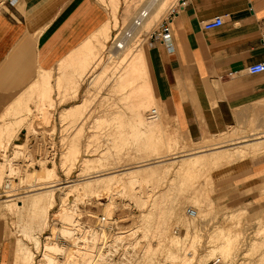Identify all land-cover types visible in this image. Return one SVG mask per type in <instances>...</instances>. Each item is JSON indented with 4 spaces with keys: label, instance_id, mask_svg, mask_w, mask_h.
<instances>
[{
    "label": "rangeland",
    "instance_id": "1",
    "mask_svg": "<svg viewBox=\"0 0 264 264\" xmlns=\"http://www.w3.org/2000/svg\"><path fill=\"white\" fill-rule=\"evenodd\" d=\"M98 1L105 6L110 15L108 22L111 24V35L109 38H105V42L103 40H94L93 46L94 50L98 51L96 52L97 54L92 53L87 55V64L84 66L85 68L83 67L82 70H79L81 71L79 74L77 73L78 70L73 71V73L78 74L74 78L79 79L81 82L80 88L74 85L71 87L64 86V79H60L63 81L62 84L58 82L56 84V80L54 79L60 75L57 69L54 72V76H52V91L49 96H44L39 93L35 86L27 85L23 86L19 94L13 98V103L8 100L4 101L7 98H0V125L3 124L2 126L5 127L3 143H1L0 147V238L10 237L17 242L20 238L24 240L26 254L30 249L33 250V252L29 251L27 255L25 254L24 264H38L40 261L45 262L42 256L45 245L47 242L55 241V235L59 234V231H62L60 227L63 224L59 221L61 217L59 211L62 207L63 196L66 195L68 183L83 180L87 175L102 174L114 170L121 172L127 168L142 164H158L164 166L161 173L155 175L153 178H146L144 182L138 181L134 183V188L128 185L126 188L124 186L125 191L122 187V189L115 192L116 200L114 206L116 208L114 210V216L121 217L122 222L125 224L122 227L128 228L133 226L131 224H134V220L140 213L141 208L146 210L154 209L156 211L155 213H158L157 210H161L163 215H165L164 217L168 215L169 224L173 220L171 227H173L172 232L175 231L173 232L175 235H183L182 237H184L189 229H191L189 230L191 235L187 239L184 237L186 241L183 240L185 243L183 245L185 246L181 245L182 249L179 247L180 255L177 252V258H169V260L172 259V262L168 260L165 263L158 256L155 257V260L143 261L141 254L139 256V252L135 264H152L153 262V264H208L210 259L218 255L222 256L226 264H242L243 262H247L248 264H264V207H262V204H256L254 198L239 196V194L245 196L252 194L254 196L256 187L239 184L236 181L237 176L235 174L241 162L256 154H248L245 157L236 158L232 162L222 165L224 169L236 161L228 169L224 170L223 175L219 173L222 171V167L220 163L219 166L218 162L216 164L215 162H211L212 165L209 167L199 166V168H193L188 172L181 171L178 165L179 158L181 160L184 156L183 154L195 152L198 148L194 147L200 144H207L204 146L207 150L221 145H230L232 147L231 145L236 144V142L239 144L241 141L245 142V139L254 140L257 136L263 134H258L259 131L255 127V124L249 123L247 127L234 126L222 133L205 134L202 138L186 137L185 134L178 131L179 129L177 130L172 120H168L169 123L166 126L165 124H159V118L157 116L150 118L152 116L150 110L153 107L158 108L160 115L163 114L161 117H165L163 107L161 106L162 103L159 100L151 101L142 109L141 115L145 118V121L153 124L152 127H147L146 124L141 123L139 116L133 109V105L144 96L140 86L146 83V81H150V85L152 84L149 74L150 55L147 45L154 38L149 39L145 37L144 39H137L135 37L132 39L133 42L130 43V46L133 45L132 48L125 51V54H122L123 56L125 55V59L121 57L119 60L115 56L118 53L111 51V43L113 36L123 27L130 24L132 18L138 12V8H141L148 0H129L137 8L133 10L131 17H124V9L128 0H120L117 17L114 16V12L112 11L114 10L113 0ZM173 1L175 0H166L163 7L160 6L161 11L156 12V17L150 15L151 18L149 16L148 19L150 21H147L148 23L144 25L143 29L149 30L154 24H157L167 6ZM8 2L10 0H0V10ZM152 2L155 1L152 0ZM157 4L159 6V3ZM154 5L153 8L156 7V3ZM153 8L152 11L154 10ZM142 50H145L144 52L148 60L147 69L149 72H147L146 66L144 68L145 70L141 67L142 74L135 81L133 80L134 83L131 80L130 84V81L125 79L128 77L125 72L130 68L135 57ZM132 57L134 60H132ZM35 71L38 75L39 68H36ZM120 80L126 83L128 81L130 85L123 81L120 83ZM25 87L30 88L29 90L32 88L35 91L31 93ZM20 93H26V97L29 94V97L32 98V100H30L31 98L27 100L31 109L24 108L26 102L17 103L18 101L16 100ZM65 97L68 99L66 100ZM80 102L85 106L82 107L81 112L79 111V113L69 115L66 119L64 118V121L63 117L60 116L61 111ZM9 126L12 128H9ZM227 134L229 136L224 137ZM236 136L240 137L239 143L238 138L237 140L231 138ZM21 143H25L22 145L23 147L18 146ZM65 150L68 154L65 158H68L67 161L64 160ZM99 156L103 158V161L99 159V166L97 165L98 167L92 168V172L84 174L81 171L84 157L99 158ZM177 157H179L178 160ZM43 164L45 166L56 167L57 176L43 184H41L42 180L27 178L30 172H32L31 174H36L42 171L44 169ZM206 168L207 170L209 168L208 171L210 174ZM209 177H212L211 182ZM8 182L11 183V187L6 186ZM54 183L58 187L54 193L55 205L49 210V224L47 223L43 229L39 227L33 228L30 237L29 234L23 233V226L31 224V213L27 207V196L23 197V200L25 199V205L18 208V211L17 208L12 210L8 206L11 201H14L8 199L25 195L29 192V189L45 185L49 186ZM120 190L124 192H119ZM80 193H69L70 202L68 201L69 203H67V206L70 205V208L77 214V222L79 223L76 225V228L84 222L82 216L89 220L94 218V215L105 213L109 217L107 211L112 202L108 194H101V192L100 194H96L95 192L89 191L84 194L82 193L83 195ZM136 196L140 197H138L140 201L136 200ZM17 199L19 198L15 200ZM142 201L148 205H143L144 202ZM174 207L177 209L178 218L170 212V209L172 210ZM188 207L201 208L199 217L193 219L194 221L187 217L186 211ZM241 208L244 210L240 211L239 209ZM222 227L224 228L222 229ZM142 235V232H138L136 236L134 235L139 240L137 242L138 250L141 249V245L145 242ZM35 236L39 237L41 243H37H40L41 246L37 245ZM67 238L71 239L70 237ZM56 239L59 243H55L57 246L55 247L56 251L54 250L55 255L53 254V264H67L68 261H72L68 260V257L69 253L74 250L73 246H70L63 237ZM59 244L60 246L64 245V247L68 246L66 251L65 248L64 251L63 249L60 250ZM222 244H228L230 250L228 256L222 255V252L219 250L212 253V251L216 250ZM31 259L34 261H31Z\"/></svg>",
    "mask_w": 264,
    "mask_h": 264
},
{
    "label": "crops",
    "instance_id": "2",
    "mask_svg": "<svg viewBox=\"0 0 264 264\" xmlns=\"http://www.w3.org/2000/svg\"><path fill=\"white\" fill-rule=\"evenodd\" d=\"M218 15L223 24L206 28L205 21ZM109 17L98 0L8 2L0 10V98L12 101L32 84L36 68L54 76L61 63L70 74L86 66L81 47ZM147 47L153 96L179 132L202 138L252 122L264 131V72L248 68L264 60V0H187L170 38L153 39ZM68 78L64 86L80 88L81 82ZM235 174L239 184L256 187L254 196H239L264 207V150L241 162ZM23 261L16 240L0 238V264Z\"/></svg>",
    "mask_w": 264,
    "mask_h": 264
},
{
    "label": "bare ground",
    "instance_id": "3",
    "mask_svg": "<svg viewBox=\"0 0 264 264\" xmlns=\"http://www.w3.org/2000/svg\"><path fill=\"white\" fill-rule=\"evenodd\" d=\"M114 1V10H112L114 12V16L117 17L118 15V7H119V4H120V0H113ZM112 1V2H113ZM129 1V0H128ZM127 1V4H126V7H125V15L124 17H131V14L133 13V10H135V6L134 3L132 1ZM155 1V0H153ZM166 0H160L158 2H155L156 3V7L153 8L154 10L151 11V16L152 17H156V12H160L161 10V7H163V4L165 3ZM136 3V2H135ZM159 3V6H157ZM155 6V5H154ZM153 6V7H154ZM161 6V7H160ZM160 7V8H159ZM137 9V8H136ZM140 9V8H138ZM157 12V13H158ZM138 13V12H137ZM136 13V14H137ZM135 14V12H134ZM155 14V15H154ZM150 16V17H151ZM151 17V18H152ZM147 21H150L149 19L146 20L145 24L148 23ZM129 24V23H128ZM111 35V24L108 22L104 25V27L102 29H100L98 32L94 33L92 35V37H90V39H88L81 47V50L84 51L85 55L84 57L87 58V55L89 54H97L96 52L98 51H95L94 50V46H93V43H94V40H99V41H102L105 42V38H109V36ZM139 39V38H137ZM136 39V41H137ZM106 44V43H104ZM127 46H130V43L127 45ZM126 46V47H127ZM133 45H131L130 47L128 48H124L123 50H120L118 52V54H115L116 58L119 60L122 58L125 57V55L123 56L122 54H125L124 52L125 51H128L129 49L132 48ZM104 47V46H103ZM92 50V51H91ZM145 51V50H144ZM143 50L140 52L139 55H137L135 57V60L134 58L132 60L133 61V64H131L130 68L125 72L127 73L128 77H126L125 79H127L128 81H130V84H131V80H132V83L133 80L135 81L136 78H138L141 74H142V71H141V67H143V69L145 68L146 66V69H147V64H148V60H147V57H146V54ZM114 55V54H113ZM129 55V54H127ZM83 57V58H84ZM125 59V58H124ZM130 59V58H129ZM138 59V60H137ZM140 59V60H139ZM123 60V59H122ZM137 60V61H136ZM112 62V61H111ZM132 62V61H131ZM114 63V62H113ZM112 64V63H111ZM66 64H60V67H59V74L57 79L56 80V84L57 82L59 84H62V80L60 79H64L65 78V75H67L69 78L68 80L70 79L71 81L73 82H77L78 85H80L78 82L79 79H75L74 77H76L79 72V70H82V68L85 66L84 64L82 65V67L79 69H75V70H78L77 73L78 74H75L73 73L74 70H72L71 74L70 73H67L63 70L64 66ZM133 65V66H132ZM85 68V67H84ZM145 70V69H144ZM147 72L148 69H147ZM41 73V74H39ZM39 73L38 75L36 76V78L32 81V84L33 86L36 87L37 91H39V93H41L42 95L44 96H49V94L51 93L52 91V76H53V72L52 70L50 69H47L45 67H41L39 69ZM107 73V72H106ZM145 73V72H144ZM148 74V73H147ZM116 78V77H115ZM123 78V77H122ZM120 78V79H122ZM110 79V78H109ZM124 79V78H123ZM124 79V81H125ZM147 79V78H146ZM126 80V81H127ZM150 80V79H149ZM123 81V80H122ZM122 81L120 80V83H122ZM123 81V82H124ZM128 81L126 84H128ZM146 81V80H145ZM150 81H146V83L142 84V86H140V89L141 91L143 92L144 96L143 98L141 97L140 100H138V102L134 103L133 105V109L135 110V112L137 113V115L139 116V121L143 124H146L147 127L150 126L152 127V123H150L149 121H145L144 117L141 115L142 113V109L145 105H147L148 103H150L151 101L153 102V100L156 101V98L155 96H153V88L151 90V87H152V84L150 85L149 83ZM68 84H72V83H68ZM75 84V83H74ZM73 84V85H74ZM128 84V85H130ZM77 86V85H76ZM115 87V86H114ZM26 88V87H25ZM34 88V87H33ZM26 89H30V88H26ZM27 91V90H26ZM26 91H23V92H26ZM31 91H35L34 89L32 90H29V92ZM137 91V90H136ZM28 92V91H27ZM88 92V91H86ZM26 93H20V95L17 97V100L18 101L17 103H22V102H26L25 104V107L24 108H28V109H31L30 105H28L27 103V100H29L31 97H29V94H27L28 96L26 97L25 95ZM34 94V93H33ZM40 94V95H41ZM75 96V95H74ZM29 97V98H28ZM33 97V96H32ZM72 98V97H71ZM129 98V97H128ZM34 99V98H33ZM65 99L67 100L68 98L65 97ZM64 99V101H65ZM93 99V98H92ZM32 100V98L30 99ZM14 101V102H16ZM13 103V101L11 102ZM9 103V104H11ZM84 103V102H83ZM56 104V103H55ZM159 104V103H158ZM40 105V104H39ZM38 105V106H39ZM9 106V105H8ZM7 106V107H8ZM6 107V108H7ZM19 107V106H18ZM82 107H85L82 105V102L80 103H76L75 105L71 106V107H67L65 109H63L61 111V115L63 117V120L64 118L66 119V117H68L69 115L71 114H75V113H79V111L81 112V109ZM11 108V107H10ZM40 108H41V105H40ZM84 109V108H83ZM152 109H155L156 110V114L154 116H151L150 118H153V117H158L159 119V124H165L166 126L168 122V120L166 119V117H161V114L158 113V108H155L153 107ZM8 110V108H7ZM6 110V111H7ZM83 112V111H82ZM74 116V115H72ZM70 118V117H69ZM65 121V120H64ZM83 121V120H82ZM253 121V120H252ZM1 123V122H0ZM253 123V122H252ZM3 124L0 125V147H1V143H3V133L5 131V127L2 126ZM8 126V125H7ZM6 126V128H8ZM12 126V125H11ZM56 126V125H55ZM64 126V125H63ZM252 126V125H251ZM17 127V126H16ZM9 128H12L9 126ZM17 129V128H16ZM55 129V128H54ZM151 129V128H150ZM12 130V129H11ZM56 131V130H55ZM8 132V131H7ZM264 131H260L258 132V134H263ZM229 135H225L224 137H228ZM245 137V136H244ZM65 138V137H64ZM63 138V140H64ZM232 139H236L238 138V143H239V138L240 137H231ZM6 139V138H5ZM8 139V138H7ZM251 139V138H250ZM253 139V138H252ZM246 141L245 142H242L237 144H234V145H231L232 147H230V145L228 146H224V145H221V146H216L215 148H211V150H207L204 146H206L207 144H200L194 148H198L195 150V152H192V153H188V154H183L181 160L179 157H177V160L179 158V167H180V170L182 171H189L193 168H196L197 167L199 168V166H210L212 165L211 162H218V164L220 163L221 164V167L222 165L224 164H228L230 162H232L234 159L236 158H239V157H245L247 156L248 154H257L259 152H261L262 150H264V135H261V136H257L256 139L254 140H247L245 139ZM205 141V140H204ZM29 142V141H28ZM66 142V141H65ZM25 144V143H24ZM23 143L21 144H18V146L20 147H23L22 145H24ZM69 144V143H68ZM78 144V143H77ZM27 145V144H26ZM26 148V146H25ZM66 148V146H65ZM6 150V149H5ZM187 151V150H186ZM185 151V153H186ZM24 152V151H23ZM69 153V152H68ZM71 153V151H70ZM117 154V153H116ZM169 154V153H168ZM181 155V154H180ZM179 155V156H180ZM63 156V155H62ZM68 156V154L66 153V150L64 152V160L67 161V159H65L66 157ZM165 156V155H164ZM98 157V156H97ZM161 157V156H160ZM175 157V156H174ZM99 159H103L99 156V158H92V157H84L83 159V168H82V172H84V174H87V173H90L92 172V168H95L100 160ZM166 159V158H165ZM174 159V158H173ZM63 160V161H64ZM105 160V159H104ZM117 160V159H116ZM103 161V160H102ZM161 161V160H160ZM165 161V160H164ZM167 161V160H166ZM108 162V161H107ZM110 162V161H109ZM3 163V162H2ZM65 164V162H63ZM161 163V162H160ZM46 164V162H45ZM44 165V169L36 174H31L32 172H30V174L28 173V177L27 178H33V179H39L40 181L42 180V183L43 184L44 182L46 181H49L51 180L52 178H54L55 176H57V168L56 167H52V166H45ZM63 164V165H64ZM67 164V163H66ZM116 164V163H115ZM219 164V166H220ZM42 165V166H43ZM101 165V163H100ZM55 166V165H54ZM99 166V165H98ZM97 166V167H98ZM118 167V166H117ZM130 167V166H128ZM163 165H152V164H142V165H137L135 167H131V168H127L125 170H122L121 172H117V171H112V172H107V173H102V174H93V175H90L85 178H83V180H77V182H70L67 184V191H66V195L63 196V201H62V207H61V210L59 211L60 212V218H59V221L61 222V224H63L61 228L62 231H59V234H56L55 235V239L52 238L55 240L53 242H47V244L45 245L44 247V251H43V254L42 256L44 257L45 259V262H39L38 264H53V254L55 255L54 253V250H55V247L57 246L56 244L59 243L58 241H56L57 239L56 238H65V239H69L67 237H70V238H76V235H75V229L77 230L76 228V225L79 223L77 222L78 219L76 217L77 214H75L72 210V208H70V205L67 206V203L70 202V197H69V193L71 194V192H77V193H80V194H84V193H87L88 191L89 192H95L96 194H108L109 197H110V200H111V205L108 209V215L110 218H113L114 217V210L116 208V206H114V202H115V192H117L119 189H122V187L126 188V186H133L134 183L138 182V181H143L146 179V178H150V177H154L155 175L161 173L162 169H163ZM118 169V168H117ZM214 169V168H213ZM13 170V169H12ZM179 170V171H180ZM207 170V168H206ZM209 170V168H208ZM207 170V171H208ZM16 171V170H15ZM38 171V170H37ZM71 171V170H70ZM222 171H223V167H222ZM221 171V172H222ZM206 172V171H205ZM209 173V171H208ZM207 173V174H208ZM69 174V173H68ZM210 174V173H209ZM208 174V175H209ZM36 175V176H35ZM210 176V175H209ZM213 177V176H212ZM212 177H209L210 178V182L212 180ZM0 178H1V164H0ZM148 178V179H149ZM38 182V181H37ZM57 182V181H56ZM40 183V182H39ZM11 184V183H10ZM9 184V187H11V185ZM38 184V183H37ZM59 184V183H58ZM213 184V183H212ZM48 185V184H47ZM60 186V185H59ZM57 184H51L49 186H41V187H38V188H33V189H29V192H27L25 195H21L19 197H14V198H9L8 200H14V201H9L10 203L8 204L9 207L12 208V210L16 209L17 208V211H18V208H21L25 205V199L23 200V197L27 196V202H28V210L29 212L31 213V224L30 225H24L23 226V233H26V234H29L30 237H31V232H32V229L36 228V227H39L40 229H43L45 228V226L47 225L48 223V217H49V210L52 206L55 205V190L57 188ZM138 187V186H137ZM140 187V186H139ZM13 188V187H12ZM64 188V187H63ZM125 188L123 189L125 191ZM130 189H133L131 187H129ZM128 188V190H129ZM142 188V187H141ZM134 190V189H133ZM141 190V189H140ZM65 191V190H64ZM123 191V192H124ZM139 191V190H138ZM146 191V190H145ZM155 191V189H154ZM119 192H122L121 190ZM122 192V193H123ZM127 192V190H126ZM129 192V191H128ZM68 193V194H67ZM121 193V194H122ZM131 193V191H130ZM74 194V193H73ZM82 194V195H83ZM142 194V193H141ZM137 195V194H136ZM75 196V194H74ZM135 196V195H134ZM146 196V195H145ZM21 197V198H20ZM138 201H140L138 199L139 196H136ZM16 198H19L17 200H15ZM140 198V197H139ZM157 198V197H156ZM153 199V198H152ZM143 200V199H142ZM155 200V199H154ZM153 200V201H154ZM69 201V202H68ZM74 201V200H73ZM138 201H137V204H138ZM145 201V199H144ZM142 201V202H144ZM152 201V200H151ZM150 201V202H151ZM156 201V200H155ZM154 201V202H155ZM197 201V200H196ZM75 202V201H74ZM117 202V201H116ZM149 202V203H150ZM157 202V201H156ZM159 202V200H158ZM79 203V201H78ZM152 203V202H151ZM3 204V203H2ZM117 204V203H116ZM144 204H147V203H143ZM156 204V203H155ZM141 205V204H139ZM142 205V206H143ZM148 205V204H147ZM151 205V204H149ZM77 206V205H76ZM126 206V205H125ZM153 206V205H151ZM159 207V205H157ZM73 207V206H72ZM146 207V206H145ZM148 207V206H147ZM155 207V205H154ZM152 208V207H151ZM189 208V207H188ZM188 208H187V217L194 221L193 219H196L197 217H199L200 213H201V208L200 207H192L195 209V213L194 214H191L190 212H188ZM76 209V208H75ZM148 209V208H147ZM159 209V208H158ZM163 209V208H162ZM157 210V208H156ZM177 209L176 207H174L172 210L170 209V212L171 214H175V216H177L178 218V215H177ZM140 213L138 214V216H136L137 218L134 220V224H131L133 226L131 227H128V229H126L125 231H128L129 230V234L131 235H137L138 232H142V236L145 240L144 244L141 245V249H140V253H139V256L141 254L142 256V260H155V257L158 256L159 258L161 257L163 259V261L165 262H168L169 258H175L176 255H177V252H179L181 248V245H183L184 240L185 238L187 239L188 236H190L191 234L189 233L191 229H189L186 233V236L182 237V236H178V235H175L173 232H172V228L171 227V221L170 224H169V221H168V215H166V217H164L165 215H163V212L161 210H157L158 213H155L156 211L153 209V210H146V209H140L139 211ZM174 212V213H173ZM16 213V212H15ZM81 213V212H80ZM79 214V213H78ZM165 214V213H164ZM179 214V212H178ZM128 216V215H127ZM174 216V215H173ZM126 218V217H125ZM27 219V218H26ZM169 219H172V218H169ZM82 220V219H81ZM20 221V220H19ZM168 221V222H167ZM188 221V220H187ZM54 222V221H53ZM190 222V221H188ZM20 223V222H19ZM49 224V223H48ZM196 224V223H195ZM80 225V224H79ZM185 225V224H184ZM194 226V225H193ZM53 227V226H52ZM192 227V226H191ZM22 228V227H21ZM197 228V227H196ZM224 227H222L223 229ZM196 230V229H195ZM55 231V230H54ZM193 231V230H192ZM22 232V231H21ZM58 232V231H57ZM62 232V233H61ZM55 233V232H53ZM193 233V232H191ZM195 233V232H194ZM226 233V232H225ZM34 235V233H33ZM38 235V234H37ZM85 235H90L87 234V232H85ZM217 235V234H216ZM73 236V237H71ZM120 236V235H118ZM123 236H126L125 234L122 235L121 237ZM141 236V237H142ZM212 236V235H211ZM196 237V236H195ZM218 237V236H217ZM36 238V243L37 242H40V239L39 237L35 236ZM51 238V237H50ZM142 238V239H143ZM34 239V238H33ZM51 240V239H50ZM184 240V241H183ZM226 240V239H225ZM224 240V241H225ZM24 240L23 239H19L18 242H17V256L18 258H23L25 257V248H26V244L25 242H23ZM139 242V240H138ZM41 243V242H40ZM40 243L37 245H40ZM56 243V244H55ZM223 243V242H222ZM139 244V243H138ZM142 244V243H141ZM185 244V243H184ZM36 245V244H35ZM36 245V246H37ZM41 246V245H40ZM185 246V245H183ZM218 246V245H217ZM28 247V246H27ZM180 247V249H179ZM213 247V246H212ZM30 248V247H28ZM36 248V247H35ZM39 248V246H38ZM59 248H61L60 250L63 249L64 251V248H65V251H66V246L64 247V245L60 246L59 244ZM217 248V247H216ZM29 250V249H28ZM38 250V249H37ZM59 250V251H60ZM213 250V249H212ZM220 251L222 252V255H226L228 256V254H230V250H229V247H228V244L225 245V244H222L220 247H218L216 250L212 251L213 252H216V251ZM27 251V250H26ZM29 251H32L33 250H29ZM27 251V254L28 252ZM56 251V250H55ZM58 251V252H59ZM57 252V253H58ZM68 252V251H67ZM66 252V253H67ZM142 252H143V255H142ZM183 253V251H182ZM26 254V255H27ZM30 254V253H29ZM34 254V253H33ZM180 255V252L178 253ZM234 254V253H233ZM31 255V254H30ZM35 255V254H34ZM232 255V254H231ZM29 256V255H28ZM68 256V255H67ZM182 256V255H181ZM220 256V255H218ZM216 256V257H218ZM225 256V258H226ZM31 257V256H30ZM178 257V255H177ZM176 257V258H177ZM180 257V256H179ZM222 258V256H220ZM69 259L68 260H72V261H68L67 264H91L92 262V252L90 250V248L86 247V248H79L75 251H71V253H69ZM160 258V260H161ZM172 258V259H173ZM26 259V258H25ZM138 259V258H137ZM141 259V257H140ZM171 259V260H172ZM21 261V259H19ZM43 260V259H42ZM67 260V259H66ZM141 260V261H142ZM169 260V261H171ZM211 260V259H210ZM209 260V261H210ZM223 260V259H222ZM28 261V260H27ZM30 261V260H29ZM31 261H34L33 259H31ZM57 261V260H56ZM148 261V262H149ZM159 261V260H158ZM153 262V261H152ZM165 262V263H166ZM172 262V261H171ZM57 263V262H56ZM154 263V262H153ZM152 263V264H153ZM160 263V262H159ZM162 263V262H161ZM200 263V262H199ZM31 264V263H29ZM98 264V263H97ZM140 264V263H139ZM158 264V263H157ZM185 264V263H184ZM226 264V263H225ZM242 264H248L247 262H243Z\"/></svg>",
    "mask_w": 264,
    "mask_h": 264
},
{
    "label": "built area",
    "instance_id": "4",
    "mask_svg": "<svg viewBox=\"0 0 264 264\" xmlns=\"http://www.w3.org/2000/svg\"><path fill=\"white\" fill-rule=\"evenodd\" d=\"M15 1L10 0L11 3ZM155 2H152V0L146 1L132 18L130 24L113 36L111 43L113 53L123 50L129 43L133 42L132 39L135 37L139 39L154 38L163 42L170 38L175 15L187 5V0L171 2L157 24H154L149 30H144L145 22L149 18ZM223 22V17L218 15L206 20L204 25L206 28H213L222 25ZM248 68L253 73L264 72V60L254 62ZM150 111L152 116L156 114L155 109ZM9 184L8 182L6 186H9ZM188 212L194 214L196 211L194 208L189 207ZM93 217L88 220L82 216L84 222L78 225L77 230H75L76 238L66 239V242L73 246V251L79 248H90L92 252L91 264H135L140 252L137 245L138 240L134 235L129 234V230L125 231L128 228L122 227L125 224L122 222L121 217L116 215L114 218H109L105 213H99ZM85 232L90 233V235H85ZM124 234L126 236L121 237ZM208 264H225V262L218 256L212 258Z\"/></svg>",
    "mask_w": 264,
    "mask_h": 264
}]
</instances>
